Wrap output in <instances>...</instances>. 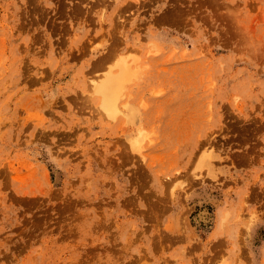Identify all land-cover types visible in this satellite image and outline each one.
Returning a JSON list of instances; mask_svg holds the SVG:
<instances>
[{
  "label": "rangeland",
  "instance_id": "1",
  "mask_svg": "<svg viewBox=\"0 0 264 264\" xmlns=\"http://www.w3.org/2000/svg\"><path fill=\"white\" fill-rule=\"evenodd\" d=\"M0 264H264V0H0Z\"/></svg>",
  "mask_w": 264,
  "mask_h": 264
},
{
  "label": "bare ground",
  "instance_id": "2",
  "mask_svg": "<svg viewBox=\"0 0 264 264\" xmlns=\"http://www.w3.org/2000/svg\"><path fill=\"white\" fill-rule=\"evenodd\" d=\"M118 65V71L115 73L109 71L110 73L108 72V74L96 84V87H94V90L101 95L99 103L101 110H104L103 112L111 117L120 111L117 103L121 90L120 85L123 81L128 80L127 78L124 80L127 75L128 78L130 76L128 67H125L123 63H119Z\"/></svg>",
  "mask_w": 264,
  "mask_h": 264
}]
</instances>
